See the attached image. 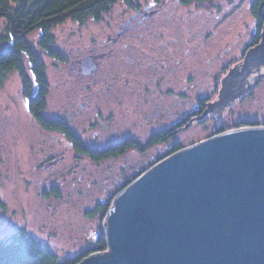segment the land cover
<instances>
[{"label": "rangeland", "instance_id": "rangeland-1", "mask_svg": "<svg viewBox=\"0 0 264 264\" xmlns=\"http://www.w3.org/2000/svg\"><path fill=\"white\" fill-rule=\"evenodd\" d=\"M258 5L262 13L264 0L119 1L98 20L69 19L53 27L50 32L55 40L53 48L60 53V59L39 51L46 64L49 84L47 121L67 126L70 136L93 150H105L107 145L114 146L128 139L148 150L139 153L138 149H129L119 157L106 160H94L79 152L68 135L60 130L43 128L30 115L18 72L6 73L0 85V243L11 242L13 235L23 232L25 238L49 246L60 261L75 259L95 250L100 232L104 231L107 239L104 222L116 196L156 166L157 161L160 163L172 156L175 142H180L175 144L180 152L224 133L264 127L262 60L249 59L244 73L237 79L243 70L245 54L250 47L262 42L264 17L258 9L260 15L255 12ZM138 11L148 15L143 21L144 27L151 23L161 24L168 17L181 24L179 39L182 45L178 48L174 44L168 48H178L177 54L172 51L168 56H160L157 49L161 48V40L152 48H144L143 51L155 50L146 52L152 68L150 65L131 66L133 57L129 50L137 49L129 39L112 42L126 20ZM5 27L6 21L0 19V34L5 32ZM144 31L142 28L138 33ZM139 34L134 38L140 44ZM166 35H162V41ZM38 37L39 32L30 36L34 45ZM95 47L96 51L105 53L106 63L100 72L102 81L93 84L88 92L92 94L93 102H99L101 109L94 113H73L71 117L68 103L73 99L74 87L79 89L81 83L91 82L92 77L77 73L80 67L74 62ZM261 56V50L256 49L249 58ZM238 62L242 64L237 65ZM227 66L233 67L229 75ZM108 74L110 77L105 80L103 77ZM133 76L136 82H132ZM224 77L221 98L234 93L232 95L238 99H230L223 113L217 109L215 112L220 114L212 113L206 120L204 117L199 119L203 124L197 122L196 127L184 132L181 139L166 142L164 137L153 141L152 135L169 129L171 119L163 115L156 121L154 112H149L141 103L142 96L134 90L132 83L150 82L151 89L159 88L158 83H161L168 88V95L170 90H182L184 99L192 100L203 97L206 90L209 97L215 98L219 94L216 82L220 84ZM228 79L230 83H227ZM112 108L114 120L108 116ZM107 120L109 123L104 122ZM107 128L117 132L104 135ZM104 136L109 138L104 140ZM108 202L110 207L105 214L96 211L98 206Z\"/></svg>", "mask_w": 264, "mask_h": 264}, {"label": "water", "instance_id": "water-1", "mask_svg": "<svg viewBox=\"0 0 264 264\" xmlns=\"http://www.w3.org/2000/svg\"><path fill=\"white\" fill-rule=\"evenodd\" d=\"M262 36L240 78L249 59L264 63ZM256 49L262 56L249 58ZM114 200L108 252L79 264H264V127L186 148Z\"/></svg>", "mask_w": 264, "mask_h": 264}, {"label": "trees", "instance_id": "trees-1", "mask_svg": "<svg viewBox=\"0 0 264 264\" xmlns=\"http://www.w3.org/2000/svg\"><path fill=\"white\" fill-rule=\"evenodd\" d=\"M119 1L128 3L133 0H0V19L6 21L5 32L0 34V85L6 73L17 71L30 115L45 129L60 130L68 135L69 139L74 140L75 148L79 152L94 160L119 157L129 149H138L139 153H144L148 148L142 149L139 144L136 145L128 139L105 150H93L84 147L78 139L70 136L64 125L47 121L44 113L47 108L49 84L46 64L40 52L60 59V53L53 48L55 40L50 33L53 27L69 19L80 22L88 18L98 20ZM257 9L259 10V5L255 8L259 16ZM262 13L264 14V7ZM35 32H39L36 45L30 40V36ZM159 136L164 138V135ZM178 149L179 147H174L173 152ZM108 207L110 202L101 204L96 211L105 214ZM97 243L95 250L85 252L75 259L60 261L49 246L42 245L32 238L27 239L23 232H19L12 236L11 242L0 243V264H79L92 252L107 249V239L103 231L100 232Z\"/></svg>", "mask_w": 264, "mask_h": 264}, {"label": "flooded vegetation", "instance_id": "flooded-vegetation-1", "mask_svg": "<svg viewBox=\"0 0 264 264\" xmlns=\"http://www.w3.org/2000/svg\"><path fill=\"white\" fill-rule=\"evenodd\" d=\"M147 17L148 15H146L145 12L144 13L140 11L136 12L135 15H133L131 18L126 20V22L122 25L121 29L117 32L116 37H113L112 39V42L116 43V41H119V39L121 38H127L130 40V43L133 44V47L137 49L135 50L134 48H130L129 50L133 57V59H130V63L132 67L150 65L152 68L153 64H150L151 59L148 58V56L146 55V52H153L155 50L154 49H149L147 51H143V50L145 47L152 48L151 46L156 44L159 40H161L162 42L161 48L157 49L160 51V56H164V55L168 56L169 53H171L172 51H175L177 54L179 46L182 45V40L179 39V36L181 33V24L178 21L176 22V19H174L175 21H172V19L170 20V17H168L161 24L153 25L151 23L150 26L144 27L143 21ZM154 18L155 16L152 19ZM161 21H162V18H161ZM158 26L159 28H157ZM161 27H163L164 31L163 30L160 31ZM142 28H144L145 31L143 32V34H139L138 32ZM166 33L168 34L166 35L167 38H165L162 41V35L163 34L165 35ZM138 34L140 36V40H139L141 42L140 44L138 43L137 39L134 38ZM174 44L175 46H178V48L168 49V48H171V46H173ZM142 45L143 47H141ZM257 47L258 45L255 44L252 47H250V50H252L253 48L255 49ZM104 57H105V53L100 52L99 49L98 51H96V47H95L94 50L91 51L89 54L84 55L82 58L77 59L76 62H74V65L78 64L80 67L77 73L88 74V75L90 74V76L92 77H90L91 82H88L86 80L85 82L81 83L80 84L81 86L79 89L77 87H74V93H73L74 95L72 96L73 99L68 103V114L71 115V117L73 113H75L76 115H79L81 112L83 113L87 111L89 112L92 111L94 113L95 110H98L101 107L99 102L98 103L93 102L92 94L88 92V89H90L93 86V84H95L96 82L102 81V79L99 77H101L100 72H102V67L106 63L104 60ZM246 57L247 55L245 54L244 58ZM238 64H242V62H238L237 65ZM232 69L233 67L230 68V66H227V75L231 73ZM238 69H236V71H238ZM109 77L110 75L108 74V75H104L103 78L107 80ZM225 77L223 80H221L220 84L216 82L215 87L219 89V94L215 98H213L212 96L209 97L208 91L206 90L205 92L204 90L205 93H203L204 95L203 97H199V96L197 98L193 97L194 99L192 98V100H190L187 97L186 99H184L185 97L182 94L183 93L182 90L176 91V92H174L173 90H170L171 91L169 92L170 95H168V88L164 84L158 83L159 82L158 80H157V83L160 87L154 88V89H151V83L146 82V81H144L145 83H132V84L135 88L134 90H137L138 95L142 96L141 103L146 107V109L149 112H154L153 115L157 117L156 121H158L159 117L163 115L165 116L168 115L170 117L171 121L170 123H168L169 129H167V131L165 129L164 130L165 132H161V134H157L158 135L157 140L163 139L159 135H164L166 142H167L168 140H171V139H174V140L181 139L184 132H187L191 130L192 128L196 127L197 122H200V123L203 122V120L201 121L199 119L204 117L206 120L212 113H214V115L220 114V113L215 112L217 109L220 110L219 112L222 111L223 113V111L226 110L225 107L227 106L225 104L228 101H230V99L231 100H236V98L238 99V97H236L235 95H232L234 93H230L229 97L221 98L223 95V92L222 93L220 92H221V89L224 88ZM229 78H232V75H230ZM239 78L240 77H238L237 79ZM136 80L137 79L133 76L132 82H136ZM183 81L181 83H183ZM129 82L131 83L130 80ZM227 83H230L229 79L227 80ZM187 85H186V88H187ZM105 88H108V87H105ZM112 94L113 93H111V95ZM236 95H238V93ZM106 113L107 112L103 113L102 116L103 117L106 116ZM114 114H115V110L112 108L111 115H108V116L110 117L112 116L111 118L112 120H114L115 119ZM96 116H98V114ZM69 121H71V119H69ZM104 122L109 123V120L104 121ZM104 122L101 123L102 126ZM206 122L207 121H205V123ZM200 123H199V126H200ZM202 124L203 123H201V125ZM66 128L68 127L66 126ZM107 129H108L107 132L106 130H104V135L109 134L110 131H111L110 133L117 132L116 129H111V128H107ZM108 138L109 137L104 136V140H107ZM178 143L180 142H175L173 144V148L175 147V144L177 145ZM150 144H152V142ZM110 146H113V145H110ZM180 146L183 147L182 144ZM107 147L109 148L108 145L105 146L106 149Z\"/></svg>", "mask_w": 264, "mask_h": 264}, {"label": "bare ground", "instance_id": "bare-ground-1", "mask_svg": "<svg viewBox=\"0 0 264 264\" xmlns=\"http://www.w3.org/2000/svg\"><path fill=\"white\" fill-rule=\"evenodd\" d=\"M46 110H47V109H46ZM46 110H45V112H46ZM44 114H45V113H44ZM56 119H59V118H56ZM36 121H37V120H36ZM67 121L69 122V124H71L70 121H69V119H68ZM37 122H38V121H37ZM38 123H39V122H38ZM39 124H40V123H39ZM40 125H41V124H40ZM41 126H42L43 128H45L43 125H41ZM225 127H226V126H225ZM223 128H224V127H223ZM214 137H215V136H214ZM152 138H154V140H155V139L158 138V135H152ZM152 138H151V140H152ZM211 138H212V137H211ZM211 138H208V139H211ZM208 139H207V140H208ZM205 141H206V140H205ZM181 151H182V150H181ZM176 153H178V152L176 151V152L172 153V155H174V154H176ZM169 155H171V154H169ZM169 155H168V156H169ZM168 156H167V157H168ZM159 161H160V160H159ZM159 161H157L156 164H159V163H158ZM149 170H150V169H149ZM138 179H139V177H138ZM136 180H137V179H136ZM136 180H135V181H136ZM135 181H134V182H135ZM134 182H133V183H134ZM129 186H130V185H129ZM129 186H127V187H129ZM123 190H124V188H123ZM123 190H121V191H123ZM103 232H104V231H103ZM104 234H105V233H104Z\"/></svg>", "mask_w": 264, "mask_h": 264}, {"label": "snow or ice", "instance_id": "snow-or-ice-1", "mask_svg": "<svg viewBox=\"0 0 264 264\" xmlns=\"http://www.w3.org/2000/svg\"><path fill=\"white\" fill-rule=\"evenodd\" d=\"M39 243V242H38ZM105 251H107V249H105Z\"/></svg>", "mask_w": 264, "mask_h": 264}]
</instances>
